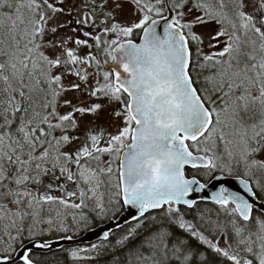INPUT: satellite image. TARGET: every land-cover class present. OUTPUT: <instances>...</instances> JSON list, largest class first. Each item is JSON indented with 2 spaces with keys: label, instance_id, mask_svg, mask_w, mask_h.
<instances>
[{
  "label": "snow or ice",
  "instance_id": "6c2138e0",
  "mask_svg": "<svg viewBox=\"0 0 264 264\" xmlns=\"http://www.w3.org/2000/svg\"><path fill=\"white\" fill-rule=\"evenodd\" d=\"M124 213L74 264H264V0H0V264Z\"/></svg>",
  "mask_w": 264,
  "mask_h": 264
},
{
  "label": "water",
  "instance_id": "95a60500",
  "mask_svg": "<svg viewBox=\"0 0 264 264\" xmlns=\"http://www.w3.org/2000/svg\"><path fill=\"white\" fill-rule=\"evenodd\" d=\"M132 221L129 213L122 214L117 220H111L105 225H101L97 228L90 229L83 233V235L78 238L74 239L72 241L68 240H54L52 249L45 250V252H49L61 247H70L75 246L79 244H92L97 241H101L102 233L104 231H110L116 230L117 228H120L124 226L126 223ZM34 252H41L39 249H35Z\"/></svg>",
  "mask_w": 264,
  "mask_h": 264
},
{
  "label": "trees",
  "instance_id": "16d2710c",
  "mask_svg": "<svg viewBox=\"0 0 264 264\" xmlns=\"http://www.w3.org/2000/svg\"><path fill=\"white\" fill-rule=\"evenodd\" d=\"M84 232L85 231H82V233ZM115 232L118 233L120 231L117 229L115 230ZM56 238L58 237L54 236L52 239ZM124 255L125 253L123 252H113L109 250L101 253L98 256L93 254L91 257L80 261L79 264H117V260L119 259L122 261ZM45 258H47L49 264H74L72 258L64 250L53 251L48 254L42 255L40 257V260H44Z\"/></svg>",
  "mask_w": 264,
  "mask_h": 264
},
{
  "label": "flooded vegetation",
  "instance_id": "af4514ba",
  "mask_svg": "<svg viewBox=\"0 0 264 264\" xmlns=\"http://www.w3.org/2000/svg\"><path fill=\"white\" fill-rule=\"evenodd\" d=\"M121 215H119V216H117L116 218H114V219H104V220H98V221H96V222H94L93 224H92V228H95V227H98V226H100V225H104V224H106V223H108L109 221H111V220H117L119 217H120ZM131 223H133V221H130V222H128V223H126L124 226H122V227H124V228H127L128 227V225L129 224H131ZM122 227H120V228H117L119 231H121V230H123L122 229ZM116 229V230H117ZM112 232H115V230H113ZM79 234H81V232L80 233H78L77 235H79ZM58 238H56V239H52V241H54V240H57ZM101 242V241H100ZM100 242H98V243H100ZM97 243V244H98ZM81 247H85V248H89L90 246H81ZM72 248H77V247H61V248H58V249H55V250H52V251H49V252H44L43 254L41 253V252H34V255L37 257V258H39L40 259V257L42 256V255H45V254H48V253H50V252H53V251H58V250H65V249H72ZM66 252V251H65ZM67 253V252H66Z\"/></svg>",
  "mask_w": 264,
  "mask_h": 264
},
{
  "label": "bare ground",
  "instance_id": "6f19581e",
  "mask_svg": "<svg viewBox=\"0 0 264 264\" xmlns=\"http://www.w3.org/2000/svg\"><path fill=\"white\" fill-rule=\"evenodd\" d=\"M104 225H105V224H104ZM100 226H101V225H100ZM98 227H99V226H98ZM95 228H97V227H95ZM123 228H124V227H122V229H123ZM90 229H94V228L91 227V228H89L88 230H90ZM88 230H87V231H88ZM85 232H86V231H85ZM85 232H84V233H85ZM82 235H83V233L81 232V234L76 235L74 239H78V238H80ZM74 239H73V240H74ZM98 242H100V241H97V242H94V243H98ZM92 244H93V243H92ZM81 246H91V244H79V245H75L74 247H81ZM70 247H73V246H70Z\"/></svg>",
  "mask_w": 264,
  "mask_h": 264
},
{
  "label": "rangeland",
  "instance_id": "374dc122",
  "mask_svg": "<svg viewBox=\"0 0 264 264\" xmlns=\"http://www.w3.org/2000/svg\"><path fill=\"white\" fill-rule=\"evenodd\" d=\"M85 248V247H84Z\"/></svg>",
  "mask_w": 264,
  "mask_h": 264
}]
</instances>
